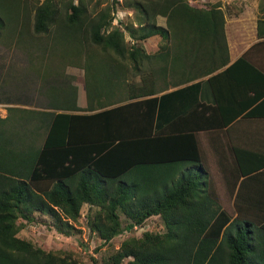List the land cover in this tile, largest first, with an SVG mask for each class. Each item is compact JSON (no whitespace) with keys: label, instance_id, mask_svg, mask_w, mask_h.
I'll use <instances>...</instances> for the list:
<instances>
[{"label":"trees","instance_id":"obj_1","mask_svg":"<svg viewBox=\"0 0 264 264\" xmlns=\"http://www.w3.org/2000/svg\"><path fill=\"white\" fill-rule=\"evenodd\" d=\"M221 4L125 0L135 16L124 28L114 25L109 5H34L36 33L51 36V48L59 49L48 73L79 65L85 84L52 86V110L10 106L0 116V264H81L21 237L19 220L50 216V226L71 236L81 232L75 223L82 215L106 242L129 233L109 264H264V154L232 147L238 168L227 176L235 197L230 211L202 163L195 131L156 129L158 93L206 76L196 84L202 96L210 86L215 111L227 115L224 126L264 117V73L245 56L228 65ZM21 7L22 0H0V43L8 23L17 31ZM258 34L264 37V14ZM153 37L163 43L152 54L144 43ZM130 73L141 80L130 82ZM249 103L256 105L245 109ZM85 205L95 211L83 214ZM153 217L164 231L133 234Z\"/></svg>","mask_w":264,"mask_h":264},{"label":"rangeland","instance_id":"obj_2","mask_svg":"<svg viewBox=\"0 0 264 264\" xmlns=\"http://www.w3.org/2000/svg\"><path fill=\"white\" fill-rule=\"evenodd\" d=\"M43 1L22 0L24 8L20 9V24L17 26V31H14L16 25L13 22L8 23V26L3 30L0 43V114L6 115L8 105L35 110H52L50 99L47 96V91L52 86H61L67 89L71 88L72 84L79 87L85 84V70L79 65L61 64L57 69L60 72L48 73L47 66L53 64V61L59 63L60 58L55 56L59 49L51 48L52 44H55V40L44 33H36L34 28L33 7ZM57 1L63 9L68 0ZM78 1L75 0V3ZM215 1L217 0H199L200 3L206 5ZM124 2L125 0H86L92 11H95L94 7L101 9L107 5L111 6L114 10V25L122 28L132 22L135 16L131 10L123 7ZM27 15L28 18L25 19ZM23 21L26 23L24 27L22 26ZM157 21L158 24L167 26L166 17L158 16ZM21 30L23 32H20ZM126 38L131 45L133 40L128 34H126ZM162 43L160 37H153L147 40L144 46L147 52L155 53ZM46 45H48V50H44ZM50 49H52L51 52ZM102 52L100 51V53ZM56 58L58 60H54ZM140 80V74H129L130 82L137 83ZM75 90L78 91L79 88L76 86ZM216 184L220 187L223 186V182L219 179ZM223 206L230 211L233 210L231 201L230 204H223ZM88 211L94 212L95 208L90 210L89 206L85 205L83 214L86 215ZM19 222L24 224L20 231L21 237L44 246L50 251L60 252L62 255H72L81 264H95V261L97 264H109L110 262L105 260H108L119 249L124 239L129 235V233H124L106 242L90 229L87 218L83 215L80 221L75 223L81 232L71 236L62 235L50 226L53 225L50 216L39 218L30 223H26L22 219ZM147 229L164 231V223L160 217H153L146 226L136 229L133 234L140 237Z\"/></svg>","mask_w":264,"mask_h":264},{"label":"crops","instance_id":"obj_3","mask_svg":"<svg viewBox=\"0 0 264 264\" xmlns=\"http://www.w3.org/2000/svg\"><path fill=\"white\" fill-rule=\"evenodd\" d=\"M217 1L222 2L221 8L226 11V36L230 56L228 65L245 56L264 73V37L258 34V21L264 14V0ZM189 2L193 6L206 5L199 0ZM251 76L257 82L261 79L255 72ZM208 77L199 80L205 81ZM199 80L178 86L172 85L158 93L156 129L169 133L195 131L204 167L212 175L215 183L218 179L223 182L221 187L216 184L221 204H230L231 201L234 208L235 197L232 188L227 184V176L231 174L232 168L235 170L238 168L232 147L235 144L249 151L264 154V117L241 116L224 126L223 119H226L227 115L215 111L216 104L213 102L209 85H206L202 96L203 87L196 84ZM262 82L264 83L263 78ZM253 94L254 92H249V96ZM255 105L249 103L245 109H251ZM10 106L12 105H8L7 108ZM260 108L263 109L264 105ZM7 113L0 116L6 117Z\"/></svg>","mask_w":264,"mask_h":264},{"label":"built area","instance_id":"obj_4","mask_svg":"<svg viewBox=\"0 0 264 264\" xmlns=\"http://www.w3.org/2000/svg\"><path fill=\"white\" fill-rule=\"evenodd\" d=\"M116 21H117V19H116ZM135 228L137 229L138 227L136 226Z\"/></svg>","mask_w":264,"mask_h":264}]
</instances>
